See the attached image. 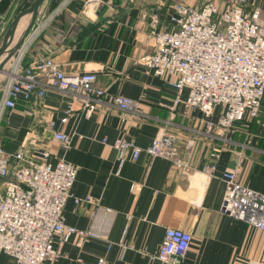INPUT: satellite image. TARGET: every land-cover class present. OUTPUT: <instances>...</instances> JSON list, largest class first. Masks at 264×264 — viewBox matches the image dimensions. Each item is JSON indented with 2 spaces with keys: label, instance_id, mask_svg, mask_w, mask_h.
Returning <instances> with one entry per match:
<instances>
[{
  "label": "crops",
  "instance_id": "1",
  "mask_svg": "<svg viewBox=\"0 0 264 264\" xmlns=\"http://www.w3.org/2000/svg\"><path fill=\"white\" fill-rule=\"evenodd\" d=\"M20 1L0 0V44ZM62 1L43 0L42 4L52 9ZM200 1L72 0L28 51L24 64L50 57L69 74L95 72L97 84L105 88V101L110 103L96 105L87 113L69 93L49 90L40 100L19 102L1 121L0 144L8 152L33 140V150L50 149L49 162L54 164L62 157L77 166L71 193L90 196L97 203L102 220L96 223L103 221L107 230L105 236L83 242L77 235L71 236L59 244L58 258L42 264H95L99 256L108 264H163L153 254L168 227L191 233L183 264H264V232L219 210L224 191L219 175L223 169L235 167L236 152L220 153L213 177L202 171L208 161L202 152L195 154L192 168L184 172L168 159L145 153L137 159L128 155L119 159L111 146L116 138H127L146 147L159 132L162 120L169 118L174 89L168 81L172 77L154 76L142 62L154 48L148 35L149 19L156 14L167 22L174 4L196 5ZM258 5L264 24V0ZM26 21L27 15L20 19L14 37ZM2 76L0 73V79ZM116 95L137 100L133 116L122 118L112 105ZM70 104L73 110L62 123L60 118ZM184 112L182 105L176 107L175 124L190 122ZM190 113L196 115V111ZM239 128L234 139L241 142L246 139L244 124ZM54 130L71 135L68 149L52 139ZM249 136L251 142L243 148L237 178L264 192V97ZM95 208L91 204L76 207L69 198L63 208L65 222L89 228L90 210ZM105 208L110 213H104ZM12 261L0 254V264Z\"/></svg>",
  "mask_w": 264,
  "mask_h": 264
},
{
  "label": "built area",
  "instance_id": "2",
  "mask_svg": "<svg viewBox=\"0 0 264 264\" xmlns=\"http://www.w3.org/2000/svg\"><path fill=\"white\" fill-rule=\"evenodd\" d=\"M72 0H63L49 9L40 5L37 15L11 58L0 84V126L6 113L21 101L40 100L49 90L67 92L77 98L87 113L105 104L106 91L97 84L93 71L67 73L53 58L44 57L24 64V59L42 33ZM259 0H201L196 5L177 3L167 22L153 14L148 35L154 40L151 54L142 62L158 77H172L174 89L170 116L152 142L141 147L133 140L116 138L111 146L118 158L137 159L141 153L168 159L182 171L192 168L191 160L202 152L208 158L202 171L215 177L222 151L236 152L234 168H225L219 177L224 182L220 212L245 221L264 232V192L254 190L237 178L246 144L250 143L251 122L260 114L264 97V24ZM185 94V95H184ZM112 105L122 116L131 117L137 100L116 95ZM184 107L189 123L175 124L176 107ZM73 108L70 104L60 118L65 123ZM196 111V115L190 112ZM244 124L246 139H234ZM53 127L54 121L50 122ZM52 139L68 149L72 137L52 131ZM105 141V140H103ZM245 141L244 143H242ZM29 140L13 153L0 144V254L11 264H42L60 255L59 244L73 235L79 242L103 237L107 230L90 196L77 197L71 188L77 166L60 157L49 162L50 149L33 150ZM241 147L236 151L234 146ZM134 187V186H132ZM69 198L76 207L91 204L92 225L78 228L67 224L63 208ZM104 213H110L105 208ZM191 233L168 227L153 256L163 264H183ZM58 242V245H56ZM111 246L107 245V249ZM95 264H108L99 256Z\"/></svg>",
  "mask_w": 264,
  "mask_h": 264
},
{
  "label": "water",
  "instance_id": "3",
  "mask_svg": "<svg viewBox=\"0 0 264 264\" xmlns=\"http://www.w3.org/2000/svg\"><path fill=\"white\" fill-rule=\"evenodd\" d=\"M42 2L43 0H33L27 8L18 11L8 24L6 31L3 35L2 42L0 44V73H3L5 71L6 64L11 60L16 50L20 46L24 35L27 33L31 23L35 19L38 9ZM25 15H30L29 24L25 28L23 34L12 45L16 29L18 27V23L20 19Z\"/></svg>",
  "mask_w": 264,
  "mask_h": 264
},
{
  "label": "rangeland",
  "instance_id": "4",
  "mask_svg": "<svg viewBox=\"0 0 264 264\" xmlns=\"http://www.w3.org/2000/svg\"><path fill=\"white\" fill-rule=\"evenodd\" d=\"M33 0H28L27 3H31ZM29 6V5H28ZM29 20H30V15H27V21L21 26V28H19L20 32L17 34L16 37H14L13 39V42H12V45L17 41V39L23 34L25 28L27 27V25L29 24ZM11 61V60H10ZM10 61L6 64V69L5 71L2 73L4 74V76H2V79H0V84L3 82L4 80V77L6 76L7 74V70H8V65H10ZM1 78V77H0Z\"/></svg>",
  "mask_w": 264,
  "mask_h": 264
},
{
  "label": "trees",
  "instance_id": "5",
  "mask_svg": "<svg viewBox=\"0 0 264 264\" xmlns=\"http://www.w3.org/2000/svg\"><path fill=\"white\" fill-rule=\"evenodd\" d=\"M29 4H30V2L27 3L26 0H21V1H20V4H19V5L17 6V8H16V13H17L18 11H20V10H23V9L27 8ZM4 5H6L5 2H4Z\"/></svg>",
  "mask_w": 264,
  "mask_h": 264
}]
</instances>
